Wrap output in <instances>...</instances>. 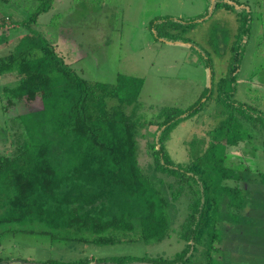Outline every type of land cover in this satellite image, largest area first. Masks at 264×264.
<instances>
[{"label":"rangeland","instance_id":"obj_1","mask_svg":"<svg viewBox=\"0 0 264 264\" xmlns=\"http://www.w3.org/2000/svg\"><path fill=\"white\" fill-rule=\"evenodd\" d=\"M36 8L35 0H0V18L24 21ZM4 32V39L10 40L0 47V57L12 52L23 37L37 36L92 84L113 86L120 76L143 79L139 103L126 109L140 123L156 121L169 108L189 111L201 106L199 113L175 127L165 147L174 163L185 166L205 151L202 140L206 147L213 142L228 167L248 174L250 183H240L241 187L247 184L244 188L249 192L244 190L243 197L258 207L251 203L239 223H220L223 240L215 244L213 257L215 264H264V184L258 178L264 174V0H55L31 29L20 26ZM222 78L226 89L232 90L228 102L236 111L244 105L255 123L239 115L230 121V111L216 102ZM15 80L0 78V153L6 155L12 148L9 139L2 137L12 118L42 108L40 99L23 100L4 112L3 87ZM155 131V126L139 128L140 164L146 173L151 172L148 143L153 142ZM229 140L238 141L234 148ZM186 210L183 206L171 212L177 230L162 242L135 240L137 233H121L119 243L96 245L78 239L86 235L65 239V231H50L40 224H0V264L177 260L186 248L176 233ZM194 257H200V252Z\"/></svg>","mask_w":264,"mask_h":264},{"label":"trees","instance_id":"obj_2","mask_svg":"<svg viewBox=\"0 0 264 264\" xmlns=\"http://www.w3.org/2000/svg\"><path fill=\"white\" fill-rule=\"evenodd\" d=\"M35 2L32 17L13 22L3 16L0 30L31 29L55 0ZM4 31L0 47L10 40L4 39ZM3 76L16 77L3 87L4 112L23 100L40 99L42 108L12 118L2 137L9 139L12 151L0 153V224H40L50 231H65V239L86 235L78 239L96 245L119 243L121 233H137L135 240L162 242L177 230L171 212L186 206L187 216L176 232L186 244L180 259L153 263L215 264V244L223 240L220 223H239L251 203L258 207L243 197L247 184L241 187L240 183H250L248 174L228 167L225 157L218 155L217 144L206 147L202 140L205 151L188 165L171 160L165 147L170 133L187 116L199 113L201 106L189 111L169 108L156 121L140 123L126 109L139 103L143 79L120 76L113 86L92 84L37 36L23 37L12 52L0 57ZM225 82L222 78L217 83L216 102L230 111V121L239 115L255 123L244 105L236 111L228 102L232 90L226 89ZM140 126L156 127L153 142L148 143L150 173L140 164ZM237 142L229 140L228 145L234 148ZM258 178L264 184V174Z\"/></svg>","mask_w":264,"mask_h":264}]
</instances>
